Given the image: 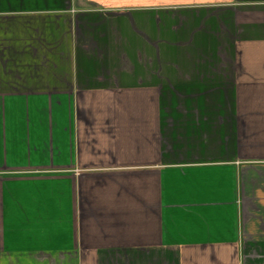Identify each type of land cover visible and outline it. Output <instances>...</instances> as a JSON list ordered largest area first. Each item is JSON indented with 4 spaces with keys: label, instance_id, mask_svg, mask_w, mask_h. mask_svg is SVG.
<instances>
[{
    "label": "crops",
    "instance_id": "obj_1",
    "mask_svg": "<svg viewBox=\"0 0 264 264\" xmlns=\"http://www.w3.org/2000/svg\"><path fill=\"white\" fill-rule=\"evenodd\" d=\"M0 264H264V0H0Z\"/></svg>",
    "mask_w": 264,
    "mask_h": 264
}]
</instances>
